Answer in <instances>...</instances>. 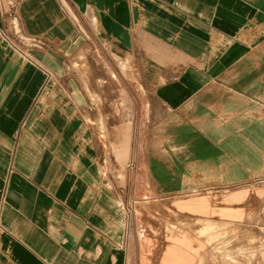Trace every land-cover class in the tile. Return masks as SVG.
<instances>
[{
  "label": "crops",
  "instance_id": "obj_1",
  "mask_svg": "<svg viewBox=\"0 0 264 264\" xmlns=\"http://www.w3.org/2000/svg\"><path fill=\"white\" fill-rule=\"evenodd\" d=\"M263 177L264 0H0V264H192L158 214L210 242Z\"/></svg>",
  "mask_w": 264,
  "mask_h": 264
},
{
  "label": "rangeland",
  "instance_id": "obj_2",
  "mask_svg": "<svg viewBox=\"0 0 264 264\" xmlns=\"http://www.w3.org/2000/svg\"><path fill=\"white\" fill-rule=\"evenodd\" d=\"M88 56H90V54H83L82 56H77V58H75L74 60L80 59L82 61L87 62ZM112 108L114 109V107ZM117 136H119V134H117ZM106 153V159L108 160V162L113 163L115 160L121 159L116 154L117 151L114 149L106 150ZM163 183L168 184V182L166 181ZM171 184L174 183L169 182V185ZM144 185V187H149L146 182H144ZM178 186H180V183L175 182V187ZM189 194L190 193L188 191H181L177 194L175 198L172 197V199L161 197L158 200H154V198H145V201L146 204L161 203L167 205L166 201L171 200L174 203L175 199L176 206L180 210H182V203L191 198ZM210 215L212 214H209V216L206 217L214 219ZM158 216L160 217V223L158 227L156 226L158 230H155L157 231L156 233L159 234V237L161 239L158 249L159 254L162 253L163 248L165 247L164 243L167 242V232H169V229L170 232L171 229H174L179 233L190 237L193 245L199 247L198 251L204 258L203 264H264V213H251L248 214L247 218H241L239 221H219L230 222L233 226L220 228L218 229V231H216L210 225H207L208 227L206 229H203V231L209 235L210 242L207 241V238L205 236L199 234L197 231L198 224L196 222L198 221V218H201L200 216H191V214L178 210H176V212L172 211L170 213L169 220L171 222L172 219H174L175 226L170 225V228L168 227V218H164L163 213L161 212L158 214ZM146 226L147 229L148 227L152 228L150 222L144 223L145 230ZM188 251L189 253H191V256L193 255L192 264H198L200 254H195V251L191 250L190 248ZM232 255L234 256V258L231 257Z\"/></svg>",
  "mask_w": 264,
  "mask_h": 264
}]
</instances>
